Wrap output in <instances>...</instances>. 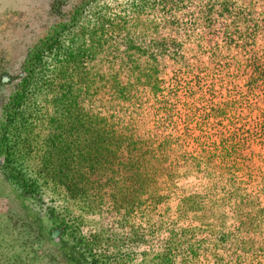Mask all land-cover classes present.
Instances as JSON below:
<instances>
[{
	"label": "rangeland",
	"instance_id": "374dc122",
	"mask_svg": "<svg viewBox=\"0 0 264 264\" xmlns=\"http://www.w3.org/2000/svg\"><path fill=\"white\" fill-rule=\"evenodd\" d=\"M27 252L264 264V0H0V264Z\"/></svg>",
	"mask_w": 264,
	"mask_h": 264
},
{
	"label": "trees",
	"instance_id": "16d2710c",
	"mask_svg": "<svg viewBox=\"0 0 264 264\" xmlns=\"http://www.w3.org/2000/svg\"><path fill=\"white\" fill-rule=\"evenodd\" d=\"M6 152H7V149H6ZM9 154L7 155L6 159H9ZM14 177V180H16L18 183H20L21 186H26L27 185V179L24 177V176H15L13 175ZM32 256V253L31 252H27L25 255H22V254H18L16 255V259L15 261L16 262H20L21 260L25 261V264H27V260H29V256Z\"/></svg>",
	"mask_w": 264,
	"mask_h": 264
}]
</instances>
